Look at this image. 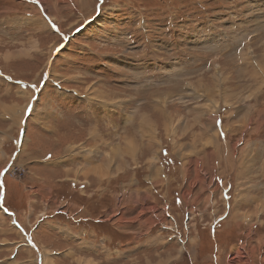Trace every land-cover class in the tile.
<instances>
[{"label": "rangeland", "instance_id": "obj_1", "mask_svg": "<svg viewBox=\"0 0 264 264\" xmlns=\"http://www.w3.org/2000/svg\"><path fill=\"white\" fill-rule=\"evenodd\" d=\"M239 256L264 264V0H0V264Z\"/></svg>", "mask_w": 264, "mask_h": 264}, {"label": "bare ground", "instance_id": "obj_2", "mask_svg": "<svg viewBox=\"0 0 264 264\" xmlns=\"http://www.w3.org/2000/svg\"><path fill=\"white\" fill-rule=\"evenodd\" d=\"M6 54H9V53H6ZM11 54H13V53H11ZM5 56V55H4ZM7 56H9V55H7ZM8 58V57H7ZM11 59V58H10ZM9 59V60H10ZM24 96V95H23ZM104 170V169H103ZM236 254V253H235ZM237 255V254H236ZM242 257H238V258H235V259H231L230 260V264H233L234 262H238V263H240V264H249V258L248 257H246V259L242 262L241 259Z\"/></svg>", "mask_w": 264, "mask_h": 264}, {"label": "snow or ice", "instance_id": "obj_3", "mask_svg": "<svg viewBox=\"0 0 264 264\" xmlns=\"http://www.w3.org/2000/svg\"><path fill=\"white\" fill-rule=\"evenodd\" d=\"M103 2V0H101V3ZM29 107H31V106H29ZM220 122L219 121H217V124H219Z\"/></svg>", "mask_w": 264, "mask_h": 264}, {"label": "crops", "instance_id": "obj_4", "mask_svg": "<svg viewBox=\"0 0 264 264\" xmlns=\"http://www.w3.org/2000/svg\"><path fill=\"white\" fill-rule=\"evenodd\" d=\"M22 148V147H21Z\"/></svg>", "mask_w": 264, "mask_h": 264}]
</instances>
